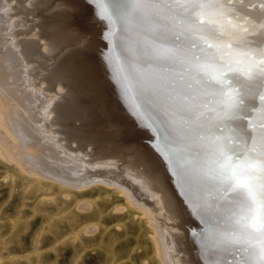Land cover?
<instances>
[{"label": "bare ground", "instance_id": "1", "mask_svg": "<svg viewBox=\"0 0 264 264\" xmlns=\"http://www.w3.org/2000/svg\"><path fill=\"white\" fill-rule=\"evenodd\" d=\"M123 7L121 0H0V158L20 173L76 193L102 189L120 195L150 222L161 264H243L244 258L259 264L264 235L255 221L264 204L225 190L214 141L236 143L239 137V143H255L245 133L261 126L264 77L246 76L250 61L243 53L264 51V5L258 0L232 5L228 22L201 17L204 39L195 42L185 39L181 22L163 10L129 27L126 14L117 11ZM156 33L167 41L153 40ZM154 44L172 51L179 45L195 54L181 61L214 56L200 75L220 80L230 92L247 85L243 118H216L218 89L194 97L184 115H162L163 106L146 86L153 70L167 63L153 58ZM224 61L231 68L219 71ZM58 150L86 158L94 178H59V167L45 165ZM72 164L66 160L63 167ZM106 166L108 174L101 172ZM120 167V176L111 172ZM192 168L199 170L198 178ZM255 184L264 192V175L258 173ZM135 192L147 197L141 205L132 202ZM241 216L252 220L249 232L256 242L243 251L230 243Z\"/></svg>", "mask_w": 264, "mask_h": 264}, {"label": "rangeland", "instance_id": "2", "mask_svg": "<svg viewBox=\"0 0 264 264\" xmlns=\"http://www.w3.org/2000/svg\"><path fill=\"white\" fill-rule=\"evenodd\" d=\"M39 136L35 133L36 139ZM46 159L49 168H60L59 178H94L93 169H86V158L81 155L71 157L58 150ZM66 160L73 163L71 168L63 167ZM81 160L86 163L82 165ZM108 169L101 172L108 174ZM121 170L111 172L120 176ZM60 184L65 188L20 173L0 158V264H161L155 256L150 222L143 213L130 209L116 193L102 189L76 193ZM146 198L135 192L132 202L141 205Z\"/></svg>", "mask_w": 264, "mask_h": 264}, {"label": "snow or ice", "instance_id": "3", "mask_svg": "<svg viewBox=\"0 0 264 264\" xmlns=\"http://www.w3.org/2000/svg\"><path fill=\"white\" fill-rule=\"evenodd\" d=\"M124 7L117 11L126 14L129 27L135 28L138 21L147 14L156 10H163L169 13L174 20L181 22L182 35L185 39L195 42L204 39L201 36V23L209 20H220L228 22L232 20L234 10L231 7L235 4H243L249 0H121ZM264 5V0H258ZM167 6V7H165ZM201 17L204 21H201ZM239 23L244 24L243 18H239ZM245 30H249L245 27ZM264 31V29H262ZM180 37L177 36V39ZM153 40L162 43L167 41V37L156 33ZM141 43L144 41L141 38ZM153 58L167 63H160L158 68L151 73V80L146 85L148 94L154 101L159 102L163 107L160 110L162 115L176 113L184 115L190 112V102L194 97L201 96L209 89H218V96L215 98L216 106L212 109L216 113V118L220 121L232 119H242V109L245 104V96L248 88L245 84H240L233 91L226 90L220 80H211L207 75H200L205 71L204 63L215 62V57L204 53L196 56L194 60L184 59L194 53L181 48L179 45L175 51L165 50L159 44H154ZM249 61V66L245 69L246 76L251 79L256 75L264 77V51L252 54L243 53ZM231 68L228 61H224L219 71L224 67ZM149 111L152 108L144 105ZM247 127V125H245ZM249 141L255 138V143L249 146L247 143H233L231 138L224 141H214L217 150V174L221 178L226 191L235 192L238 196H245L250 202L260 200L264 204V192L258 191L255 184V177L259 173L264 175V117L261 126L255 131L245 133ZM230 154H238L236 159H232ZM194 178H198L200 173L197 168H192ZM236 223L239 225L238 231L232 234L230 243L240 247L243 251L246 248L256 247V242L250 235L249 230L253 227L252 220L241 216ZM259 226L256 231L264 235V209L260 217L255 221ZM259 264H264V244L258 248ZM243 264H248L244 258Z\"/></svg>", "mask_w": 264, "mask_h": 264}]
</instances>
